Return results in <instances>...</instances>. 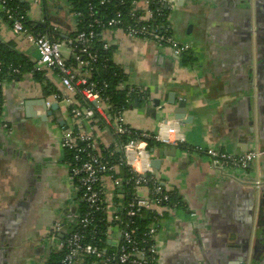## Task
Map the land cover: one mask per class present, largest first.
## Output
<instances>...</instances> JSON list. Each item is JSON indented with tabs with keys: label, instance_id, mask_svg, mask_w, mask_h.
Here are the masks:
<instances>
[{
	"label": "crops",
	"instance_id": "crops-1",
	"mask_svg": "<svg viewBox=\"0 0 264 264\" xmlns=\"http://www.w3.org/2000/svg\"><path fill=\"white\" fill-rule=\"evenodd\" d=\"M22 1L30 19L57 27L62 40L78 31L71 0ZM261 19L264 0H174L172 33L178 43L189 45L179 55L170 44L129 37L115 28L99 33L112 47L114 62L124 69L126 84L147 93V99L140 97L125 109L128 126L149 134L173 127L183 137L181 143L190 147L161 142L147 146L151 163L161 160L158 175L151 164L153 174L182 201L165 212L157 232V264H264V184L255 185V180H264ZM0 41L36 64V46L13 30L1 4ZM66 47L69 60L73 52ZM43 75L44 84L30 71L10 75L1 85L0 264H52L62 255L61 242L80 212L79 193L61 146L64 133H88L100 149L116 143L113 129L102 118L74 121L69 103L54 100L55 94L69 96L56 72L46 70ZM47 84L55 88L53 93H46ZM172 93L175 104L167 112L155 110V99L166 105ZM182 99L192 123L172 114ZM27 100L34 101L30 116L45 113L43 101L49 109L58 103L59 109L47 121L27 118ZM198 148L234 154L256 149L262 155L248 171H222ZM104 185L109 201H117L110 177L104 178Z\"/></svg>",
	"mask_w": 264,
	"mask_h": 264
},
{
	"label": "built area",
	"instance_id": "built-area-1",
	"mask_svg": "<svg viewBox=\"0 0 264 264\" xmlns=\"http://www.w3.org/2000/svg\"><path fill=\"white\" fill-rule=\"evenodd\" d=\"M7 1L12 0H0V4L11 19L13 30L25 34L37 48L36 69L55 71L69 93L70 97L55 94L54 100L69 103V115L74 121H95L100 117L114 134L133 136L129 142L117 143L114 149L104 153L105 149L98 147L92 135L74 130L64 133L61 146L75 153L69 162L70 175L79 193V205L82 202L84 210L75 222L76 228L61 242L59 264H157L156 236L165 212L171 209L164 204L170 195L165 184L153 174L147 139L177 145L183 137L173 127L154 134L133 131L126 122L125 109H116L91 77L98 59L94 46L98 33L105 29L115 28L129 37L170 44L177 55L187 51L189 45L178 43L172 33L170 9L174 0H94L88 4L90 21L86 28L77 31L68 41L31 32L23 22L24 16L12 14ZM110 3H114V7L107 9L105 5ZM75 14L79 25L85 15L81 11ZM53 29L58 31L57 27ZM99 41L103 49L110 47L100 37ZM67 45L73 52L72 62L62 51V46ZM119 88L129 94L138 90L125 81ZM138 91L145 94L142 89ZM2 126L8 128L7 123L3 122ZM197 150L208 155L213 166L222 171H248L261 154L256 149L241 154L215 148ZM117 154L119 163L112 160ZM120 164L127 167V176L120 174ZM107 176L112 180L117 201L110 202L107 198L104 185ZM145 213H148L149 222L142 225L139 218Z\"/></svg>",
	"mask_w": 264,
	"mask_h": 264
},
{
	"label": "trees",
	"instance_id": "trees-1",
	"mask_svg": "<svg viewBox=\"0 0 264 264\" xmlns=\"http://www.w3.org/2000/svg\"><path fill=\"white\" fill-rule=\"evenodd\" d=\"M73 9L76 11L83 12L84 21L82 23H79L78 31L83 30L86 28L87 24L89 23V12H88V4L89 2H94V0H71ZM7 6L11 8L12 14L15 16H24L23 22L25 26L34 33H43V34H50L55 39L62 40L61 35L56 30L54 31L53 28L48 26H43L42 23L35 22L34 20L30 19V17L27 14V6L22 0H12L7 1ZM105 7L107 9L113 8L114 3L106 4ZM5 19L11 23V19L9 18V15L4 12ZM12 24V23H11ZM77 31L75 32V34ZM73 35V37L75 36ZM99 34V33H98ZM100 34L97 36V40L95 43V50L98 51V59L94 63V71L92 72L91 80L98 82V87H102V94L108 98V100L112 103V105L116 109H127L130 105L135 103L136 101L140 102V97H144V95L147 97V93L144 95L141 94L137 88V91H134L133 93L129 94L127 90H121L119 88V85L127 78V75L124 71V69L119 66L117 63L113 60V50L112 47H109L107 49H103L102 42L99 41ZM190 59V58H189ZM186 56L184 57V62L188 63L190 60ZM69 62L74 61V56L68 60ZM32 72L36 78V80L40 81L44 84V75L43 73L46 70H38L36 69L35 65L33 63H29L27 58L20 54L19 52L15 51L13 47L10 44L3 43L0 41V82L3 83L4 80L8 79L10 75L21 77L23 73L26 72ZM104 82L107 83V86H104ZM2 85V84H1ZM1 85H0V107L2 103V93H1ZM44 90L47 94H51L55 91V88L47 84L44 87ZM147 99V98H146ZM91 105H93L91 103ZM115 144L112 146H109L105 148L104 153H107L108 151L115 148L116 144H125L130 141V139L133 137L131 135H124L120 136L115 134ZM148 148L154 146V145H160V143L155 142L152 139H147ZM180 148H190L189 146L185 145L184 143H180ZM65 154L67 157V160L71 162L74 158V151L66 149ZM65 157V158H66ZM112 160H115L117 163L120 162V157L118 154L112 158ZM120 174H123L124 176H127V167L120 164ZM169 200L164 202L166 206L169 208L174 207H180L182 205L181 197L177 193H170L169 192ZM79 215L84 210V205L81 202L79 206ZM146 217V220H145ZM164 218V217H163ZM149 222L148 213H145L142 218H139V223H142V225H145ZM76 228V225H72L71 230H74ZM103 230L105 229V225L102 224ZM102 238L104 239V235H102ZM107 245V244H106ZM62 255L60 254L57 256V258L52 261V264H59L60 259Z\"/></svg>",
	"mask_w": 264,
	"mask_h": 264
},
{
	"label": "water",
	"instance_id": "water-1",
	"mask_svg": "<svg viewBox=\"0 0 264 264\" xmlns=\"http://www.w3.org/2000/svg\"><path fill=\"white\" fill-rule=\"evenodd\" d=\"M173 93L169 95V100L168 102H166L165 104H162L161 99H155L154 101V108L155 110L157 109H162L163 111L167 112L170 108L169 106L174 105L175 104V99L173 98ZM34 105V101L33 100H27L23 103V108H25L26 110V117L27 118H34V117H38L40 119H43L44 121H47L49 118V116L53 115L54 111H57L59 109V104L58 103H53L50 107V109L47 107L46 102L43 101L42 105L43 108L45 110V113L43 115H36V113L33 112V114H31L30 116V106ZM187 102L186 100L182 99L178 102L176 108H174L173 110V116L176 120H179L183 123H192L193 122V117L192 116H188L187 115ZM61 125H65L66 122L65 121H61L60 122ZM67 126V125H65ZM239 154V153H238ZM152 166L155 169L156 174H159V170L161 168V160L159 159H154L152 161Z\"/></svg>",
	"mask_w": 264,
	"mask_h": 264
},
{
	"label": "flooded vegetation",
	"instance_id": "flooded-vegetation-1",
	"mask_svg": "<svg viewBox=\"0 0 264 264\" xmlns=\"http://www.w3.org/2000/svg\"><path fill=\"white\" fill-rule=\"evenodd\" d=\"M263 24V25H262ZM262 26L264 27V21L262 22V19H261V21H260V27H261V29H262ZM260 37H262V35L260 34ZM9 126H8V128H7V130H9ZM262 155V153L260 154V156ZM259 156V157H260ZM264 180H262L261 178L260 179H257V180H255V185H256V187H260V186H262L264 183ZM78 216H79V214H78ZM78 216H77V218H78ZM54 230H56V229H54ZM259 246V245H258ZM158 263V262H157Z\"/></svg>",
	"mask_w": 264,
	"mask_h": 264
},
{
	"label": "rangeland",
	"instance_id": "rangeland-1",
	"mask_svg": "<svg viewBox=\"0 0 264 264\" xmlns=\"http://www.w3.org/2000/svg\"><path fill=\"white\" fill-rule=\"evenodd\" d=\"M38 12H37V14H36V17H38ZM62 51H63V53H64V55L65 56H67V54H68V48L66 47V46H62ZM71 121V120H70ZM94 141L95 142H97L96 140H95V138H94ZM97 144V143H96Z\"/></svg>",
	"mask_w": 264,
	"mask_h": 264
}]
</instances>
